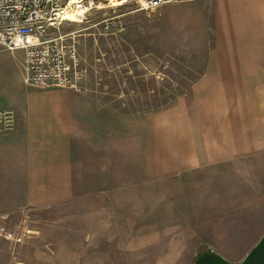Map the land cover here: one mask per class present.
Returning <instances> with one entry per match:
<instances>
[{"label": "rangeland", "instance_id": "obj_1", "mask_svg": "<svg viewBox=\"0 0 264 264\" xmlns=\"http://www.w3.org/2000/svg\"><path fill=\"white\" fill-rule=\"evenodd\" d=\"M124 1L101 0L54 32L74 35L87 91L46 95L68 113L80 97L102 112L73 127L59 111L58 182L41 184V198L30 185L28 198L0 200V264L55 251L58 264H193L206 247L237 264L264 233V123L253 110L264 83L237 54L247 0L153 11ZM111 16L123 31L95 25ZM21 53L0 49V96L15 104L30 93ZM11 110L1 132L16 128Z\"/></svg>", "mask_w": 264, "mask_h": 264}, {"label": "crops", "instance_id": "obj_2", "mask_svg": "<svg viewBox=\"0 0 264 264\" xmlns=\"http://www.w3.org/2000/svg\"><path fill=\"white\" fill-rule=\"evenodd\" d=\"M243 10L244 18L241 23L244 30L237 54L243 70L249 74V81L264 83V0H247ZM20 56L22 59L18 63L21 67L22 82L30 93L22 102L16 104L11 96H0V110H15L17 121L14 131H0V200L7 201L28 198L30 185H34L32 190L36 191L32 192L41 198V184L51 182L50 178L58 182V150L63 151V142H67L65 138L60 140L59 137L67 133L64 131H68L67 128L64 129L63 123L68 121L75 127L80 125V121L86 120V123L94 126L96 115L102 112L96 101L88 97L76 98L72 104L68 102L70 113L66 112V104L62 105L64 102L59 104L58 97L51 98L46 95L52 91L50 89H55L54 87L39 89L24 82V54L21 53ZM257 100L264 103V96L257 97ZM248 103L252 101L249 100ZM62 110L66 114V121H61L62 114L58 120V113ZM253 110L254 118L264 123V107H254ZM107 114L103 113L104 117ZM250 133L254 135V131ZM251 141L247 149H255ZM7 244L15 246L19 243L7 241ZM16 264H58V251H55L54 255L30 256L28 260H20Z\"/></svg>", "mask_w": 264, "mask_h": 264}, {"label": "built area", "instance_id": "obj_3", "mask_svg": "<svg viewBox=\"0 0 264 264\" xmlns=\"http://www.w3.org/2000/svg\"><path fill=\"white\" fill-rule=\"evenodd\" d=\"M100 1L78 0L72 3L75 13L71 19H64L63 12L69 0H0V49L23 51L24 82L27 85L65 88L78 93L87 91L83 85L87 69L77 50L74 35L54 32L63 22L84 17ZM178 1L184 0H138V9L153 11ZM95 25H99L101 32L106 34L125 29L119 16L104 18ZM13 117L11 109L0 110V131L12 129Z\"/></svg>", "mask_w": 264, "mask_h": 264}, {"label": "water", "instance_id": "obj_4", "mask_svg": "<svg viewBox=\"0 0 264 264\" xmlns=\"http://www.w3.org/2000/svg\"><path fill=\"white\" fill-rule=\"evenodd\" d=\"M193 264H234L211 247L195 253ZM237 264H264V233Z\"/></svg>", "mask_w": 264, "mask_h": 264}, {"label": "bare ground", "instance_id": "obj_5", "mask_svg": "<svg viewBox=\"0 0 264 264\" xmlns=\"http://www.w3.org/2000/svg\"><path fill=\"white\" fill-rule=\"evenodd\" d=\"M77 1H78V0H69L67 8H66V9L64 10V12H63V18H64V19H71L72 14L75 13V12H74V8L72 7V3H77ZM122 1H124V0H117V2H114V5L116 4V5L119 6V4H121ZM124 2H126V1H124ZM114 5H113V6H114ZM101 6H102V5H101ZM82 8H83V7H82ZM82 10H84V8H83ZM77 13H78V12H77ZM79 15H80V11H79Z\"/></svg>", "mask_w": 264, "mask_h": 264}]
</instances>
